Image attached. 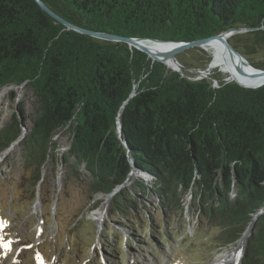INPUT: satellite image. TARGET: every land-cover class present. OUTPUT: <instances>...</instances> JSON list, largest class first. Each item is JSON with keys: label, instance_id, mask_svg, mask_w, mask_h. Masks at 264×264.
Wrapping results in <instances>:
<instances>
[{"label": "trees", "instance_id": "trees-1", "mask_svg": "<svg viewBox=\"0 0 264 264\" xmlns=\"http://www.w3.org/2000/svg\"><path fill=\"white\" fill-rule=\"evenodd\" d=\"M42 1L75 25L112 34L190 41L246 27L264 42V0ZM21 85L33 95L28 115ZM4 87L17 101L0 127V154L17 143L31 201L44 168L62 164L94 203L111 194L106 239L143 251L147 237L160 254L174 243L172 218L189 214L197 227L217 229L212 241L225 247L258 213L238 264H264V84L188 82L122 42L65 30L34 0H0ZM63 128L69 146L59 152Z\"/></svg>", "mask_w": 264, "mask_h": 264}, {"label": "rangeland", "instance_id": "rangeland-1", "mask_svg": "<svg viewBox=\"0 0 264 264\" xmlns=\"http://www.w3.org/2000/svg\"><path fill=\"white\" fill-rule=\"evenodd\" d=\"M248 31L229 32V37L225 39L252 65L256 63L264 69V42L256 45ZM250 44L253 45V52L246 53L243 47ZM176 57L185 65L201 67L196 70L183 69V75L189 79L207 73L237 79V71L232 70L224 56L213 48H187L177 53ZM241 62L247 64L243 60ZM211 83L216 85L220 82L211 79ZM9 90V87H4L0 91V127L16 108L17 99L14 102L11 100ZM15 91L18 99L23 100L24 110L28 115L32 109V91L26 85L16 87ZM54 139L59 152H65L69 146L66 128L61 129ZM21 165L15 142L0 154V234L7 231L12 232L13 236L4 244L0 242V255L3 256L5 264H33L32 254L35 249L42 251L55 264H166L168 257L180 258L182 264L233 262L224 261V258L234 251L236 244L216 246L212 237L217 229L208 226L197 227L196 219L189 214L182 219L175 217L169 220L170 226H167V230L171 231L174 243L166 244V253L151 252L147 237L141 238L140 246L143 251L134 242L128 247L127 243L126 246L118 244L111 236L106 239L105 217L99 227L97 222L100 211L103 210L104 213L105 202L94 203L95 199L91 200L85 194L84 188L72 180H66V167L60 164L44 168L45 179L42 185L33 191L35 199L31 201L30 187H22ZM81 170L84 171L82 167ZM24 175L27 176L26 173ZM189 199L188 194L184 197V204H187ZM147 201L155 202L153 197H148ZM154 215L155 223L162 225L160 211L154 210ZM147 228L146 224L145 229ZM27 244L32 246L26 248ZM7 249L9 254L5 255Z\"/></svg>", "mask_w": 264, "mask_h": 264}, {"label": "water", "instance_id": "water-1", "mask_svg": "<svg viewBox=\"0 0 264 264\" xmlns=\"http://www.w3.org/2000/svg\"><path fill=\"white\" fill-rule=\"evenodd\" d=\"M36 2V4L38 5V7L45 12L47 15H49L53 20H55L56 22L60 23L63 25L65 30H73L76 31L78 33L81 34H85L88 35L90 37H93L95 39H99V40H103V41H112V42H122L124 44H126L130 49L142 52L143 54H145L151 61H157V62H161L164 63L171 71H175L177 72L184 80L188 81V82H205V83H209L214 87L219 86V84H238L240 86L243 87H248V88H256L259 87L261 85L264 84H247L244 82H241L239 80L236 79H232L229 77H226L224 75H209V73L207 74H203V75H199L200 77L198 78H193V79H189L186 78L185 76H183L182 74V70L183 69H194L196 70L197 68H201V67H193V66H188L185 65L184 63H182L181 61H179L176 57V54L179 53L180 51L187 49V48H192V47H203L206 43H208L211 40H214L220 36H222L223 34H229V32H241V31H248L250 30V28H246V27H235V28H230L226 31L220 32L216 35H212V36H208L205 38H199V39H195V40H190V41H174V40H161V39H157V38H149V37H130V36H124V35H118V34H112V33H107V32H103V31H98V30H92L86 27H81L78 25H75L71 22H69L68 20H66L64 17L60 16L58 13H56L53 9H51L48 5H46L42 0H34ZM264 28V27H263ZM155 44H163L164 46H169V49H163V48H157V46H154ZM226 44V46L232 51V53H234L240 61H245L248 66L254 70L257 71V73L259 74H264V69L262 68H258L255 67L254 65H252L243 55H241L238 51H236L232 46H230V44L227 42V40H225L224 42ZM173 65L171 66L170 65ZM211 79H216L219 80L220 83L213 85L211 83ZM134 91V90H133ZM133 91L130 93L129 96H131L133 94ZM118 130L120 131V126L118 125ZM126 145V143H125ZM132 171H135V168L132 167ZM116 190H114L112 193H114ZM107 202L108 200H106V202L104 203V213H103V218L105 217V213H106V208H107ZM258 214V213H257ZM257 214L255 215V217L257 216ZM255 217L251 220L247 230L245 231L244 235L241 237V241L244 242L247 235L250 233L251 228L253 226Z\"/></svg>", "mask_w": 264, "mask_h": 264}, {"label": "bare ground", "instance_id": "bare-ground-1", "mask_svg": "<svg viewBox=\"0 0 264 264\" xmlns=\"http://www.w3.org/2000/svg\"><path fill=\"white\" fill-rule=\"evenodd\" d=\"M227 37H229V34H227V33L223 34L222 36H220L214 40L209 41L203 47L206 49L213 48L219 54L223 55L226 62L230 65L231 69L232 70L234 69L237 71V73L235 75H237L236 78L239 81L247 83V84H254V85L263 83L264 82V74H259V73H257L256 70L247 66V64L246 65L242 64V62L239 60V58L234 53H232V51L224 43L225 40H227V39H225ZM155 45L157 46V48H160V49L161 48H163V49H169L170 48L169 46H164L163 44H159V43L158 44L154 43V46ZM170 65H171V63H170ZM171 66H173V65H171ZM186 69H188V68H186ZM182 74H184L183 70H182ZM110 195L105 199L104 202H106V200H108ZM102 216H103V210H101L100 213L98 214V218H97L98 227L100 226ZM238 256H239V250L234 248V251L230 255L225 256L224 261H227V262L234 261L235 259L238 258Z\"/></svg>", "mask_w": 264, "mask_h": 264}]
</instances>
